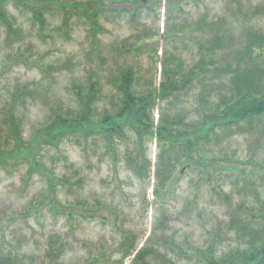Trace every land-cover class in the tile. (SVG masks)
<instances>
[{
  "label": "rangeland",
  "instance_id": "rangeland-1",
  "mask_svg": "<svg viewBox=\"0 0 264 264\" xmlns=\"http://www.w3.org/2000/svg\"><path fill=\"white\" fill-rule=\"evenodd\" d=\"M53 1L42 30L13 0L6 9L22 36L7 40L0 28V122L12 93L25 86L30 95L14 104L25 139L58 106H76L72 88L77 84L99 81L102 96L96 108L101 117L113 111V82L123 70L133 69V88L143 93L158 87L166 57H173L171 65L180 62L182 69L192 68L210 41L207 33L206 42L200 43L202 33L194 30L196 26L203 32L209 26L224 32L227 45L234 47L246 42L249 33L264 34V0H179L169 9L165 0H147L143 7L135 0ZM81 7L91 13L97 9L94 36L88 24L93 17L88 19ZM66 13L68 27L62 25ZM215 55L217 66H223L226 53ZM216 84L211 100L219 102L228 86L218 80ZM202 90L194 83L169 112H181L186 122L197 123L204 108L198 100ZM165 107L156 101L155 122ZM1 134L0 124L2 141ZM124 140L48 147L37 156L45 169L42 175L39 167L29 172L25 164L0 166L1 255L9 254L20 264H204L198 249L213 244L219 256L235 247L233 233H225L231 210L241 202L255 211L264 207V115L250 131L211 137L201 146L206 158L199 156L202 151L194 154L195 160L206 161L204 166L194 162L179 166L170 192L157 199L153 172L159 146L155 139L135 145L129 132ZM135 147L150 161L142 177H136L123 160L125 151ZM46 177L65 179L67 184L53 181L51 192ZM82 207H91L96 215L89 217L93 211ZM65 208L78 215L67 218L61 214ZM148 244L158 258L136 260ZM57 250L61 253L54 261L51 256Z\"/></svg>",
  "mask_w": 264,
  "mask_h": 264
},
{
  "label": "trees",
  "instance_id": "trees-1",
  "mask_svg": "<svg viewBox=\"0 0 264 264\" xmlns=\"http://www.w3.org/2000/svg\"><path fill=\"white\" fill-rule=\"evenodd\" d=\"M10 1L0 0V28L3 29L7 40L22 36L21 29L16 27L18 25L14 17L7 12L6 7ZM13 1L24 11L31 13L40 30L45 27L44 15L48 6L55 3L53 0ZM135 1L143 7L144 1L147 0ZM165 1L168 9L179 4V0ZM59 4L57 3V6ZM77 7L79 8L80 4H77ZM81 10L88 19L89 16L93 17L89 19L88 24L94 36L98 30L95 20L97 9L92 13L86 11V8L81 7ZM69 20L70 17L66 13L62 25L68 27ZM194 28L202 33L200 37L203 41L200 43L206 42L208 34L210 41L203 46L202 55L192 68L184 70L180 62L171 65L173 57H166L161 66L162 79L158 87L143 93H137L133 88L135 80L133 69L123 70L115 83L113 82L115 92L113 111L105 112L101 117H97L96 108L102 96L101 86L98 80L89 79L86 84H77L72 88L75 107L63 109L58 106L50 112L48 120L34 130L29 139H25L14 104L18 99L25 97L26 93L30 95V92L26 91L25 86L16 89L12 93L9 106L1 112L3 140H0V166L25 164L29 172L39 167L42 171L39 174L42 175L45 169L40 165L37 156L48 147L57 149L64 142L79 144L89 141L109 145L115 141H126L124 140L126 132H129L135 136L133 141L138 146L155 139L160 151L154 164L153 193L156 199L169 193L168 186L179 166L187 162L204 166L206 161L195 160L194 154L202 151L201 146H206L211 137L217 140L250 131L255 120L264 115V34L249 33L246 42L240 47H234L227 45L224 32H216L217 30H213L211 26L207 32H203L199 26ZM218 51H224L228 57L223 66L216 64L214 56ZM216 80L228 86L227 95L221 96L219 102L211 100V94L217 85ZM194 83L201 85V89L203 87L198 100L204 104L200 120L195 124L186 122L187 117L181 112L174 114L169 112L175 102L186 97ZM156 101L166 104L165 112L157 122L153 118ZM141 151V148L135 147L133 151L126 150L123 156L126 167L136 177H142L150 167V161ZM204 154L205 150L199 153V156ZM243 174L242 172L241 175ZM46 179L51 192L55 190L53 181L62 185L67 184L65 179H62V182L56 177ZM248 191L242 190L245 193ZM52 198L56 201L54 197ZM48 205L51 206L49 202ZM50 209L53 210L52 206ZM82 209L87 212L93 211L89 214L91 218L96 215L91 207ZM61 214L72 219L76 212L65 208ZM80 216L87 217L85 214ZM228 216L229 222L225 226V233H233L231 235L235 247L217 256L215 247L211 244L205 249H198L199 259L204 261V264H264V207L255 211L241 202ZM221 232L222 230L219 233ZM59 253L61 250L53 253L52 260L55 261ZM147 256L158 258L149 244L138 251L136 260ZM0 264L20 263L11 255L4 256L0 253Z\"/></svg>",
  "mask_w": 264,
  "mask_h": 264
}]
</instances>
